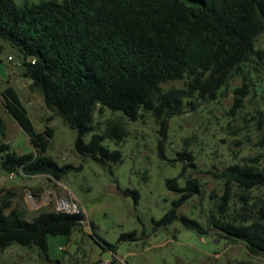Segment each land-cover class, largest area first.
<instances>
[{"label":"trees","instance_id":"1","mask_svg":"<svg viewBox=\"0 0 264 264\" xmlns=\"http://www.w3.org/2000/svg\"><path fill=\"white\" fill-rule=\"evenodd\" d=\"M262 33L264 0H41L23 6L0 0V62L10 46L23 76L39 89L46 107L76 131L77 154L103 165L123 161L121 150L103 142L125 140L129 130L124 117L136 121L149 113L165 132L169 118L216 99L237 77H243V83L235 88L231 111L245 107L244 97L251 92L247 78L264 74V49L256 46ZM178 80H184V85L164 87ZM2 95L5 108L36 150L21 153L0 139L2 170L61 180L81 168L61 166L46 155L54 129L46 125L43 131L36 130L13 86ZM106 109L120 115L103 128L95 115ZM252 116L263 129L264 109ZM0 136L6 137L1 118ZM177 156L184 163L180 177L185 184L178 177L166 179L178 198L156 224L178 221L186 229L208 235L199 220L179 213L183 204L204 191L192 173L185 176L187 167L197 166L193 153L184 150ZM214 176L222 191L210 192L209 224L226 240L243 242L251 254H263L264 151L251 163H232ZM123 192L133 195L136 203L140 199L138 190ZM85 219L83 211L45 210L28 220L22 210L5 213L2 208L0 250L15 242L37 246L49 260L48 237L70 236ZM135 235V230L123 233L121 239ZM92 236L101 248L115 251L113 244L95 233Z\"/></svg>","mask_w":264,"mask_h":264},{"label":"rangeland","instance_id":"2","mask_svg":"<svg viewBox=\"0 0 264 264\" xmlns=\"http://www.w3.org/2000/svg\"><path fill=\"white\" fill-rule=\"evenodd\" d=\"M15 1L23 6L25 2L41 0ZM256 46L264 49V33L259 35ZM1 59L0 118L7 130L6 137L0 139L18 152H36L29 136L4 106L2 93L13 86L36 130L43 131L46 125L54 129L46 155L61 166L81 168L61 180L45 174L9 173L0 168V210H22L28 220L45 210L83 211L86 219L70 236L48 237L49 260L37 246L15 242L0 250V264H264V253L251 254L243 242L226 240L209 224L210 192L222 191L214 173L235 162L251 163L264 151V128L259 129L252 116L264 109V74L247 78L251 92L244 97L245 107L234 112L231 107L235 88L243 83V77L224 86L216 99L202 101L196 110L186 109L169 118L165 132L149 113L136 121L124 117L129 130L125 140L106 138L103 142L121 150L123 161L103 165L77 154L76 131L46 107L39 89L23 76L20 60L10 46ZM183 85L184 80H178L164 87ZM119 115L106 109L95 119L105 128L110 119ZM49 116L52 119L47 123ZM184 150L193 153L197 164L195 168L187 167L185 176L192 173L197 177L204 192L183 204L179 213L199 220L208 235L186 229L178 221L166 226L156 224L178 198L168 189L166 179L178 177L179 183L185 184L180 177L184 163L177 159V153ZM128 188L139 191L137 203L133 195L123 192ZM6 203H10L7 208ZM134 230V238L121 239L123 233ZM93 233L113 244L115 251L101 248Z\"/></svg>","mask_w":264,"mask_h":264},{"label":"built area","instance_id":"3","mask_svg":"<svg viewBox=\"0 0 264 264\" xmlns=\"http://www.w3.org/2000/svg\"><path fill=\"white\" fill-rule=\"evenodd\" d=\"M8 58H9V59H12V57H11V56H9Z\"/></svg>","mask_w":264,"mask_h":264},{"label":"bare ground","instance_id":"4","mask_svg":"<svg viewBox=\"0 0 264 264\" xmlns=\"http://www.w3.org/2000/svg\"><path fill=\"white\" fill-rule=\"evenodd\" d=\"M65 205H66V206H68V204H67V203H66Z\"/></svg>","mask_w":264,"mask_h":264},{"label":"crops","instance_id":"5","mask_svg":"<svg viewBox=\"0 0 264 264\" xmlns=\"http://www.w3.org/2000/svg\"><path fill=\"white\" fill-rule=\"evenodd\" d=\"M28 110V109H27ZM6 130H7V128H6ZM33 146V145H32Z\"/></svg>","mask_w":264,"mask_h":264}]
</instances>
